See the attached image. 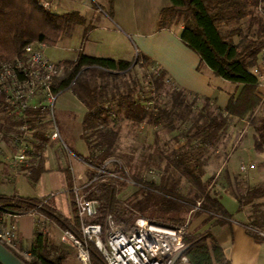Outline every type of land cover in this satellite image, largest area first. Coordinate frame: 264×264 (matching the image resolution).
Returning <instances> with one entry per match:
<instances>
[{
	"label": "trees",
	"instance_id": "trees-1",
	"mask_svg": "<svg viewBox=\"0 0 264 264\" xmlns=\"http://www.w3.org/2000/svg\"><path fill=\"white\" fill-rule=\"evenodd\" d=\"M167 1L169 5L157 13L158 29L180 27L178 39L196 55V69L199 71L201 67L205 68L210 78L231 83L235 91L228 94L225 102L220 105L217 104L216 96L204 98L187 93L177 89L165 73L155 68L143 55H136L134 64L132 61L98 58L81 53L74 60L57 62L60 74L52 90L70 92L83 108L80 121L81 131L85 134L83 137L87 140L93 136L94 139L91 148L95 150V155L71 153L84 168L80 195L85 200L96 202L95 215L88 223L101 224L106 215H111L124 231L133 223L131 201L119 198L125 186L122 169L116 164H112L111 171L103 167L114 151L119 131L116 121L119 116L135 125L164 127L167 132L173 133L170 138L177 147L167 154L159 151L157 163L164 162V168L175 171L187 187L185 197H180L177 184L162 187L145 181L140 183L132 177L131 180L139 186L138 191L143 197L139 211L148 206L166 209L165 203L168 202L172 205L178 203L181 211H187L189 218L192 217L191 220L199 215H205V221L215 217H218L217 220L230 219L231 216L220 203V196L210 191L211 178L204 177L203 165L207 160L205 152L214 148L219 134L233 121L247 122L254 127L253 150L257 154L263 152L264 116L252 117L259 97L256 80L250 70L257 64L264 39V0ZM105 6L109 15L113 0H105ZM82 23L83 19L77 12L58 15L43 8L41 0H0V61L18 55L24 46L33 42L55 46L61 37L68 34V28ZM134 66L141 69L148 67L153 71L143 74L138 80L133 76ZM109 79H118L121 90L114 84L111 89L108 88ZM159 92L165 93L164 102L151 100L153 97H150L148 101L152 102L148 104V101L146 103L139 97L140 93L153 95ZM154 140H157L156 134ZM101 168L102 172L98 173ZM259 168L264 169V161L259 164ZM42 171L38 165L30 171L33 182H36ZM105 171L116 174V178L107 177ZM63 174L66 189H69V170L63 169ZM234 192L238 202L250 203L264 197V189L258 187L236 185ZM66 194L69 207H72V195ZM152 201L153 204L150 203ZM37 205L41 207L38 213L50 216L61 229L66 227L78 232L73 214L65 217L66 222L62 217L64 220L60 225L58 216L61 215L48 210L49 207L42 199L0 195V214L7 211L21 217ZM261 215L254 219V223H250L251 228L259 227L258 221L263 220ZM161 223L184 228L187 264H229L211 232H188V224L178 218ZM0 244L24 264H62L68 257L67 251L49 244L46 236L36 231H33L32 239L25 247L32 256L30 262L22 260L2 241ZM90 250V264H103L91 245Z\"/></svg>",
	"mask_w": 264,
	"mask_h": 264
},
{
	"label": "rangeland",
	"instance_id": "rangeland-1",
	"mask_svg": "<svg viewBox=\"0 0 264 264\" xmlns=\"http://www.w3.org/2000/svg\"><path fill=\"white\" fill-rule=\"evenodd\" d=\"M81 1H88L95 8L96 5H98L97 3L94 5L93 1L95 0ZM131 1L133 6L130 8ZM137 1L138 0H129L130 3H128V5L125 7L122 5L118 8L117 14H112L111 12L108 15L106 6L104 10L101 11L115 22H121L122 30L117 31L119 34L101 30L88 34V30L96 26V17H100L101 14L96 12L94 16L91 17L86 15L87 10L81 11L79 8L78 10L82 12L79 13V15L83 14L82 16L84 17V19L82 18L83 23L68 28V34L73 35L75 33V35H77L85 28L87 29L85 31L86 41L100 40L103 46L106 47L108 45L113 52H122L127 56L128 46L126 42H122V37L124 36L126 39H129L126 35L128 31L132 30L137 32L150 31L153 29L156 21L154 8L150 1H146L145 5L143 2L142 6L139 8L135 6ZM163 1L169 5L167 0ZM50 8L51 7H48L49 11L51 10ZM117 16L119 17L118 19L116 18ZM44 55L51 62L57 63L63 59L62 57H67L70 53L65 54L63 51L61 52L59 47L46 46L44 48ZM132 56L133 53L130 52L128 58H133L134 56ZM131 61L134 64V58ZM133 69L135 72L133 76L138 80L143 74L153 71L148 67L141 69L134 66ZM113 84L118 90H121V82L118 79L108 80V88L111 89ZM231 87L232 84L226 82L221 91L217 92L218 105L225 102L227 94L232 92ZM142 90L144 91V88ZM139 97L142 101H146V103L150 97H153L151 100L157 99L159 102H164L166 99L164 92L153 95L140 93ZM151 102L152 101H148V104ZM82 113L83 108L71 97L70 92H60L53 107V115L59 133V139L44 143V155L39 159L38 163H36V167L40 165L44 171L38 175L36 182L32 181L31 174L13 175L9 172L7 167H4L0 174V183L7 184L9 181L12 182L10 185L6 186V192L24 198L44 200L46 206L49 207L48 210L52 211L54 214L61 215V217L58 216L60 225L63 224L65 217L68 218L72 215L70 213L72 207H69L68 197L65 193L66 186L63 169L67 168L69 170L70 180L71 177L80 176L82 181L83 165L78 162L71 153L83 156H89V154L95 155V150L91 148L94 143L93 136L86 140L83 137L85 134L81 131L80 121ZM122 118V116H119L116 121V124L119 126L118 138L112 156L105 162V169L111 171L112 164H116L122 169L125 186L122 188L119 198L129 202L131 201L130 208L133 212V222L137 219H144L148 222L162 224L161 222H166L168 219L178 218L189 225L194 219L191 220L192 217L189 218L190 216L187 215V211L182 212V208L179 207L178 203L172 205L166 202V207H164L166 209L157 206H148L139 211L143 197L138 191L139 186L131 180L132 177H135L140 183L145 181L154 185L159 184L162 187H170L172 184H177V194L180 195V197H185L187 187L184 180L181 179L175 171L171 169L166 170L164 168V162L160 164L157 163V153H159V151L167 154L177 147L170 138L173 133L167 132L164 127L154 128L144 124L135 125L131 122L124 121ZM155 134L157 135V142L154 140ZM254 137L255 130L252 125L246 122L233 121L219 134L214 148L208 149L205 152L207 160L203 165V170L204 177L211 178L209 186L210 191L220 195V202L224 210L228 214L231 213L233 216H235V208L232 206L231 200L228 197L232 198V196H235L234 190L236 185L246 186V183H252L254 187L264 189V169L259 168V164L264 161V149L261 154L254 152ZM241 166L244 167L243 171L240 170ZM114 175L116 176V174ZM4 177H6V179H4ZM121 180H123V178H121ZM2 191L4 192L5 190H1V192ZM150 203L153 204V201ZM170 209H175V211H171ZM176 210H179V212ZM252 211H258V208ZM43 217L48 218L50 222L61 229V226L57 225L53 219L51 220L50 216L43 215ZM43 217L40 215H24L19 217L17 223L23 231V236L29 234L31 226H33L34 231L33 222L36 219H45ZM49 221L47 222L48 224L50 223ZM168 223H163V225L169 226ZM42 231L46 238H48L47 225L44 224ZM17 246L22 249L21 252H23L26 247ZM69 251L71 252L70 254H72L73 249L69 247ZM13 252L24 260V256L20 253V250L16 248ZM62 264L79 263L75 257L71 255L68 256Z\"/></svg>",
	"mask_w": 264,
	"mask_h": 264
},
{
	"label": "built area",
	"instance_id": "built-area-1",
	"mask_svg": "<svg viewBox=\"0 0 264 264\" xmlns=\"http://www.w3.org/2000/svg\"><path fill=\"white\" fill-rule=\"evenodd\" d=\"M41 6L48 9L51 4L41 2ZM45 47L33 42L18 55L0 61V174L4 167L13 175L29 174L44 155V143L59 139L53 107L60 91H53L52 86L60 68L46 58ZM250 73L259 97L252 117L264 116V39ZM104 174L116 178L112 172ZM81 187V177H71V187L65 191L72 195L70 213L76 218L78 232L65 227L59 235V241L73 249L79 264H90V245L103 264H187L183 227L137 219L124 231L111 215H106L101 224L88 223L95 215L96 202L80 196ZM40 209L37 205L26 215L43 217ZM18 218L7 211L0 214V241L13 251L20 250L24 261L30 262L31 254L26 249L21 252L16 243ZM33 225L34 231L44 234L43 220L36 219Z\"/></svg>",
	"mask_w": 264,
	"mask_h": 264
},
{
	"label": "crops",
	"instance_id": "crops-1",
	"mask_svg": "<svg viewBox=\"0 0 264 264\" xmlns=\"http://www.w3.org/2000/svg\"><path fill=\"white\" fill-rule=\"evenodd\" d=\"M146 1L148 0H138L135 6L139 8L142 6L143 2L145 5ZM149 1L156 15L155 25L152 30L147 32L128 31L126 36L129 39H126L124 36L122 37V42H126L128 46L127 56L122 52H113L108 45L106 47L103 46L100 40L86 41L85 31L87 29L84 28L77 35H75V33L73 35L67 34L59 39L54 47H59V50L61 52L63 51L65 54L70 53L67 57H62L63 59L61 58L62 60L60 61L74 60L78 53L86 56L123 61H131L136 55H143L153 63L155 68L162 70L166 78L177 89L204 98L216 96L217 92L221 91L226 82L210 78L208 70L203 67H201L199 71L196 69L198 65L196 55L184 47L178 39L180 27L169 30L158 29L157 27V13L161 8L168 6L166 2L163 0ZM41 2L50 3V11L58 15L68 12L82 13L78 8L81 9V11L87 10L86 15L91 17L94 16L96 12L101 14L100 17H96V26L88 30V34L97 30L119 34L117 31L122 30L121 22H115L112 18L101 12L105 8V0L93 1L94 5L95 3L98 4L96 8L88 1L81 0H41ZM128 3H130L129 0H113L112 14H117L118 8L122 5L125 7ZM132 6L131 1L130 8ZM82 15L83 14L80 16L84 19ZM116 18L118 19L119 17L117 16ZM130 52L133 53V58H128ZM231 88V91L234 92L235 86L232 85ZM71 97L74 99L72 95ZM42 170L44 171L43 168ZM11 183L10 181L7 184L0 183L1 195L6 197L15 195L6 192V186ZM246 186L254 187L252 183H246ZM1 190L5 191L1 192ZM228 198L235 208V216L230 213L229 215L231 217L227 220H217L218 217H215L205 221L206 216L199 215L191 221L187 231L201 232L207 230L211 232L216 243L223 250L229 264H264V197L258 200H252L250 203H245L243 201L238 202L235 196ZM258 204L260 205L258 211L253 212L254 205ZM250 206L253 207L250 208ZM260 213L262 214L263 220L258 221L260 224L259 227L255 229L251 228L252 226H250V223H254V219L258 217ZM43 218H45L43 219L44 224L48 227V243L63 248L68 252V256L73 255L74 257L73 252L70 254L69 247L59 241L60 229L56 227L54 223L50 222L48 218ZM48 221L50 222L49 224L47 223ZM17 231V245L27 246L32 239L33 226H31V231L27 236H23V231L18 226V223Z\"/></svg>",
	"mask_w": 264,
	"mask_h": 264
},
{
	"label": "water",
	"instance_id": "water-1",
	"mask_svg": "<svg viewBox=\"0 0 264 264\" xmlns=\"http://www.w3.org/2000/svg\"><path fill=\"white\" fill-rule=\"evenodd\" d=\"M0 264H24L16 258L9 250L0 244Z\"/></svg>",
	"mask_w": 264,
	"mask_h": 264
}]
</instances>
